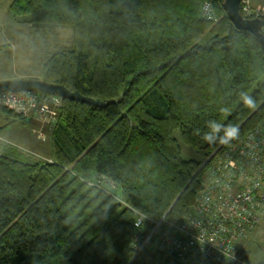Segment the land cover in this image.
<instances>
[{
    "label": "trees",
    "instance_id": "obj_1",
    "mask_svg": "<svg viewBox=\"0 0 264 264\" xmlns=\"http://www.w3.org/2000/svg\"><path fill=\"white\" fill-rule=\"evenodd\" d=\"M206 1L214 21L201 16ZM223 1H11L16 22L71 29L45 50L40 80L104 105L63 99L47 159L11 155L0 140V264H141L136 214H185L211 154L264 119V44L234 27ZM205 33L209 43L193 45ZM177 131L204 161L182 158ZM102 175L119 200L90 184ZM150 244L152 264H181Z\"/></svg>",
    "mask_w": 264,
    "mask_h": 264
},
{
    "label": "built area",
    "instance_id": "obj_2",
    "mask_svg": "<svg viewBox=\"0 0 264 264\" xmlns=\"http://www.w3.org/2000/svg\"><path fill=\"white\" fill-rule=\"evenodd\" d=\"M200 11L204 19H216L212 2H204ZM239 14L264 19V9L252 8L248 0H239ZM62 100L39 91L5 92L0 108L51 129ZM208 162L203 186L180 219L136 214L135 256L154 240L158 250L175 255L181 264H248L240 257L244 242L264 220V119L238 144L213 152ZM90 184L119 200L117 184L106 176Z\"/></svg>",
    "mask_w": 264,
    "mask_h": 264
},
{
    "label": "rangeland",
    "instance_id": "obj_3",
    "mask_svg": "<svg viewBox=\"0 0 264 264\" xmlns=\"http://www.w3.org/2000/svg\"><path fill=\"white\" fill-rule=\"evenodd\" d=\"M12 0H0V82L4 80H35L40 78L39 62L46 51L51 52L55 43L66 44L71 35L70 28H34L22 19L13 20L8 12ZM253 6L264 9V0H248ZM264 33V27L262 29ZM211 39L209 33L203 34L193 42V45L204 47ZM46 50V51H45ZM30 76V77H29ZM40 122L22 123V121L2 118L0 121V140L9 141L7 145L11 155H17L33 160L50 157V143L46 138V128ZM44 133V137L39 135ZM48 135V134H47ZM175 137L181 149V156L185 160L202 162L205 156L202 152L186 146L180 132ZM245 247L241 259L248 264H264V220L249 234L245 240ZM154 244H150L137 256L141 264H152Z\"/></svg>",
    "mask_w": 264,
    "mask_h": 264
},
{
    "label": "water",
    "instance_id": "obj_4",
    "mask_svg": "<svg viewBox=\"0 0 264 264\" xmlns=\"http://www.w3.org/2000/svg\"><path fill=\"white\" fill-rule=\"evenodd\" d=\"M222 8L227 17L238 30H246L252 33L264 44V34L260 31L264 27V19H244L239 14V0H224ZM39 91L45 94L58 95L62 99L74 102H81L88 105L102 107L104 102L99 99H93L82 96L77 91H69L63 85L50 84L40 79L35 80H4L0 82V94L5 92H32Z\"/></svg>",
    "mask_w": 264,
    "mask_h": 264
},
{
    "label": "crops",
    "instance_id": "obj_5",
    "mask_svg": "<svg viewBox=\"0 0 264 264\" xmlns=\"http://www.w3.org/2000/svg\"><path fill=\"white\" fill-rule=\"evenodd\" d=\"M253 7H255V8H260L261 9V7H257V6H253ZM0 49H1V47H0ZM30 77V76H29ZM38 79H40V78H38ZM1 119H2V117L0 118V121H1ZM32 122H38V121H36V120H34V121H32ZM43 128H45V127H43ZM42 134V136L44 137L45 135H44V133H39V135H41ZM7 143H9V141H7V140H5ZM243 253H244V250L242 251V253H241V255H243ZM245 259L243 258V261H244ZM246 262V261H245Z\"/></svg>",
    "mask_w": 264,
    "mask_h": 264
}]
</instances>
